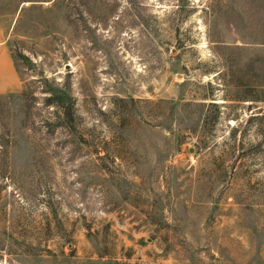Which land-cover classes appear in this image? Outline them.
Segmentation results:
<instances>
[{"label":"rangeland","instance_id":"1","mask_svg":"<svg viewBox=\"0 0 264 264\" xmlns=\"http://www.w3.org/2000/svg\"><path fill=\"white\" fill-rule=\"evenodd\" d=\"M0 30V264H264V0H0Z\"/></svg>","mask_w":264,"mask_h":264},{"label":"crops","instance_id":"2","mask_svg":"<svg viewBox=\"0 0 264 264\" xmlns=\"http://www.w3.org/2000/svg\"><path fill=\"white\" fill-rule=\"evenodd\" d=\"M0 74L5 76V84L1 86L0 92L16 91L20 87L19 75L11 57L5 36L0 30ZM8 76V77H7Z\"/></svg>","mask_w":264,"mask_h":264},{"label":"trees","instance_id":"3","mask_svg":"<svg viewBox=\"0 0 264 264\" xmlns=\"http://www.w3.org/2000/svg\"><path fill=\"white\" fill-rule=\"evenodd\" d=\"M63 98L65 99V98H70V100H71V97L67 94V93H65V92H63V91H61L60 89H57V88H55V89H51V95H50V97H49V99H50V101L51 102H62L63 101ZM48 99V100H49ZM64 102V101H63ZM70 105V104H69ZM64 106V105H63ZM69 107H71V105L70 106H68V108ZM69 112V111H68ZM67 112V115H70V113H68ZM37 249H39L38 247H31V250L33 251V253H36L35 251L37 250ZM40 250H43V249H40ZM47 252H49V253H51L52 251H51V249H48V248H46L45 249Z\"/></svg>","mask_w":264,"mask_h":264}]
</instances>
